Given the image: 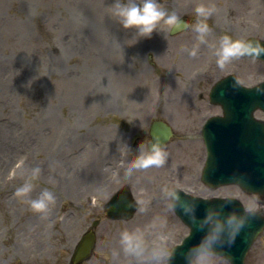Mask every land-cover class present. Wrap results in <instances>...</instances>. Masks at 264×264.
I'll return each instance as SVG.
<instances>
[{
	"label": "rangeland",
	"instance_id": "374dc122",
	"mask_svg": "<svg viewBox=\"0 0 264 264\" xmlns=\"http://www.w3.org/2000/svg\"><path fill=\"white\" fill-rule=\"evenodd\" d=\"M77 1L8 0L0 4V58L9 57L11 66V69L0 67V147L3 145L8 150L0 155V264H72L74 247L94 219L100 220L96 228V249L93 257L82 264H159L151 255L153 248L163 246L168 255L188 232L173 213L170 196L166 194L167 189L177 185L202 196L238 197L248 209L263 205L264 211V199L245 193L237 185L208 188L197 174L204 158L200 124L205 116L218 109L211 106L208 96L214 81L205 58L211 52L209 42L217 45L225 34L238 40L228 22L217 20L225 0H218L212 14L203 18L211 29L203 40L194 30L198 16L196 10L189 11V0H158L165 15L150 35L139 37L134 29H125L113 14L114 0H102L103 4L98 0H81L85 2V9L75 18ZM256 1L228 0L224 15L230 26L241 13L239 3L243 14L252 7L253 24L264 21L263 9L262 17L255 14L254 10L258 12ZM173 10L178 16L183 14L191 18L190 27L179 37L169 36L166 31L172 20L167 14ZM92 13L103 15L102 26L100 21L90 25L85 20L89 17L93 23ZM109 24L113 29H105L102 43L95 45V26L104 28ZM212 27L219 30L214 31ZM112 38L119 46H111ZM112 49L114 53L110 54ZM101 59L105 63L99 66L105 67L107 78L105 89L99 92L95 85L86 86L82 75ZM239 60L235 65L230 59L223 66L215 64L221 67L222 74L234 72L246 85L264 79V65L260 61L254 58ZM73 76L79 80L74 81ZM79 87L85 95L80 101L75 100L74 107L70 108L68 98L76 95L69 91H79ZM94 90L98 92L93 93ZM76 107L84 117L76 112ZM52 108L59 114L55 119L59 125L42 124L41 133L51 135L56 131L59 137L47 136L49 140L43 143L42 137L33 132ZM160 118L173 125L176 135L163 149L164 162L143 168H118L122 146L126 147L128 139L136 133H142L143 137L136 140L131 151L130 163L139 155L140 143H147L150 123ZM68 127L70 135L80 137L77 143V140H69L70 136L65 137ZM83 144L90 147V157L94 156L97 168L93 178L88 177L84 182L87 186L82 193L65 195V185L61 184L66 168L62 170V165L71 161L69 165L74 167L78 157L87 158V151L79 147ZM174 144L179 150L171 148ZM182 146L184 149L180 150ZM20 157L26 158L24 168L5 186L3 178L8 167ZM55 157L62 163L60 173ZM35 162L37 165H33ZM41 163L48 169L39 167L38 175L33 177L31 170ZM180 163L183 166L179 172L186 173L176 181H165L166 173ZM26 182L32 184L29 194L17 195L16 189ZM127 185L140 209L130 220L105 217L106 201ZM45 189L55 200L42 211L45 220L39 223L32 218L30 201ZM125 231L142 237L145 248L142 255L125 251L122 244L114 245ZM38 241L40 245L37 246ZM210 261L211 264H229L213 254ZM245 264H264V231L251 247Z\"/></svg>",
	"mask_w": 264,
	"mask_h": 264
},
{
	"label": "water",
	"instance_id": "95a60500",
	"mask_svg": "<svg viewBox=\"0 0 264 264\" xmlns=\"http://www.w3.org/2000/svg\"><path fill=\"white\" fill-rule=\"evenodd\" d=\"M180 28H176V30ZM259 56L264 58V52L260 53ZM212 96L215 102L223 104L225 117L214 118L205 129V140L210 159L216 157V150L236 155L243 154L245 158V161L240 166L243 169L233 170L230 169L232 162L225 161L224 156H222L220 162L221 169L218 173H215L217 179L214 180H218L220 183L237 181L242 184L244 189L250 192L264 193V150L257 142L251 141L252 135L248 136L251 126H258L253 119L252 112L258 107L264 109V83L253 88H246L237 82L235 76H230L217 84ZM260 132L264 135V123L260 124ZM151 134L153 142L164 144L169 139L171 130L165 123L156 122L152 126ZM210 171L211 169L207 171L208 177ZM258 180H262L263 183L259 187H252L247 183ZM116 201H120V204L115 208L120 216L129 217L137 208L136 203L127 192L117 197ZM113 203L112 206H114ZM196 204L198 212L195 211L194 213L198 218L203 217L208 208H216L219 204L226 206L225 211L222 212L223 214L233 211L239 217L244 218L243 226L232 236V243L230 245L225 243L222 246H217L215 249L228 256L234 264H243L247 250L264 228V217L254 212L246 213L242 205L232 199H217L210 205L208 202L203 201ZM113 211L112 208L108 209L110 215L114 214ZM191 222L193 225L191 236L183 246L178 247L174 251L170 264H186L185 253L203 237V229L197 227L193 219H191ZM93 245L94 235L92 233L85 235L74 253L73 261L77 263L87 258Z\"/></svg>",
	"mask_w": 264,
	"mask_h": 264
},
{
	"label": "clouds",
	"instance_id": "9594fccd",
	"mask_svg": "<svg viewBox=\"0 0 264 264\" xmlns=\"http://www.w3.org/2000/svg\"><path fill=\"white\" fill-rule=\"evenodd\" d=\"M113 14L119 19V22L125 29H134L139 36L150 35L157 28V23L162 16L165 15L164 10L160 7L158 0H114L111 6ZM214 7H206L199 5L196 8L198 16L197 22L194 24V30L199 34V38L203 40L208 32L211 31L205 19L214 11ZM169 19H178V14L175 10L169 12ZM264 52V45L259 42L234 40L229 35L225 34L220 37L219 46L216 48L217 63L223 66L233 56L252 55L258 56ZM193 54H195L193 52ZM139 155L132 160L127 167L143 168L152 164H162L164 162L165 153L159 143L141 142L139 145ZM23 160L17 162L16 167H21ZM121 165L125 161H120ZM39 168L31 170L32 176L39 173ZM32 184L26 182L16 189L17 195H24L31 191ZM174 203V206L180 207L182 211L189 214L197 227L204 231L201 240L193 247L189 248L185 253L186 264H211L210 257L214 253L217 246H222L225 243H232V236L244 224V218L239 217L233 211L223 214L220 208H208L203 217L197 218L194 215V209L187 203H181L179 194L175 188L166 190ZM55 200L53 194L45 189L40 193L39 197L30 201L31 207L37 211H44L49 204ZM121 244L125 251L132 252L137 256L143 254L144 241L139 234L129 233L127 231L121 234ZM166 249L163 246L153 248L152 257L159 259L166 255Z\"/></svg>",
	"mask_w": 264,
	"mask_h": 264
},
{
	"label": "bare ground",
	"instance_id": "6f19581e",
	"mask_svg": "<svg viewBox=\"0 0 264 264\" xmlns=\"http://www.w3.org/2000/svg\"><path fill=\"white\" fill-rule=\"evenodd\" d=\"M4 1L5 0H0V2H4ZM98 1L100 2V4H103L102 3V0H98ZM98 1H97V3H98ZM76 3L77 4H76V7H75V13H74V17L75 18H76V15L77 14H78V16H80V10L81 9H85V2H82L81 0H79ZM93 16H95V19L93 20V23H92V21H91V19L89 17L88 18L87 17L85 18V20H87L90 23V25L96 24L103 17V15L101 13L100 14H98V13L97 14H93ZM102 23H103V21H100L101 26H102ZM99 26L100 25H96L95 26L96 27V29H95L96 32H95V34L93 36V40L95 42V45L96 44L99 45V44L102 43V39H103V37H105V35L103 33L105 31V29H113L110 24L108 26L104 27V28L101 27V26L99 27ZM102 35H104V36H102ZM111 40H113V38ZM111 46L117 47V46H119V44H117V42H114V40H113L112 43H111ZM111 53H114V50L113 49L110 52V54ZM110 54H109V57H108V61L109 62L111 61V59H110V56L111 55ZM3 55H5V52H3ZM8 58L7 57H3V56L0 58V61H1L0 62V65H1V67H3V68L6 67V68L11 69L10 68L11 67L10 66V60ZM99 63L100 64H104L105 63V60L104 59H101L100 61H97L95 65L92 64L90 68H88L87 70H85V72L82 75V79H84L83 83L86 86L92 87L93 85H95L94 88H97V90L99 92H101L102 91L101 89H103V90L105 89L104 86H106L105 79L107 78V75L104 73L105 67L99 66ZM9 71L14 72L13 70H9ZM49 76H50V74H49ZM75 80H79L77 76L74 77V81ZM2 88L5 89L6 87L5 86H2ZM98 91L94 90L93 93H96ZM69 94L76 95V96H73L71 98H68L69 99V102H70L69 103L70 104V108H72V105L74 107V105H75L74 104L75 103L74 101L75 100L76 101H80L82 99V97L85 95V93L83 94V90H82L81 87H79V91H72V90H70L69 91ZM87 94L88 93H86V96L89 97V98H91L90 97L91 95L88 96ZM78 95H80V96H78ZM75 110H76V112L79 113V115L81 116V118L84 117L83 112H81L78 107H76ZM73 112H75V111L73 110ZM76 112L74 114H76ZM58 117H59V114H58L57 110L54 109V108H52V110L49 111V114L47 115V117L45 116V118L41 121V123H39V124L36 125L35 130L33 132V135H38V136L42 137L41 139H42L43 143L46 142L47 140H49V137H47V136H53L55 138H58L59 137V134L56 131L54 133H52L51 135H48V133H41V131H42L41 130L42 124L46 125L48 123H55V124H52V125H59L58 122L55 120ZM76 121L77 122L78 121L80 122V117L78 119L77 115H76ZM80 125H81V122H80ZM70 133H71V129H69V127H68L66 129V132H65V137L70 136L69 137V140H71V141L77 140L76 141V143H77L79 141L78 139L80 137L75 138V136H73L72 134H71L72 135L71 136ZM79 147H81L82 150L87 151V153H86L87 158H85L83 160L81 157H78L76 159V165L74 167H71L69 165V163L71 161L66 162L65 165H62V163L60 162V160L58 158H56V157L54 158V159H56V162L58 163L57 171L59 173L62 172L61 171V165H62V170H64L66 168V177L64 179V182L61 184V186L65 185V188L63 189L65 195L68 194V195L72 196L73 193H77V194L78 193H82V189L87 186L86 184H84V182H86V180L88 179V177L93 178L92 176L94 175V171L97 168V164L95 163V158L94 157L93 158L90 157L92 154L90 155V148H87L89 146H86V145L83 144V145H79ZM6 151H8V150L5 148V146L2 145L0 147V155H5V152ZM7 154H9V152H7ZM90 159H91V161H90ZM88 160H89V162H88ZM87 164H89V166H86ZM33 165H37V162H35ZM43 166L45 168L46 167V164L38 165L37 167L38 168L40 167V169L43 170L42 169ZM78 167H80L79 168L80 169L79 171L76 170ZM47 169L48 168H45V170H47ZM68 191H70V192L68 193ZM260 209H261V207H259V210ZM32 212H33L32 218H33V220L35 222L37 221V222L41 223L43 220H45L44 217H43L42 211H37V210L33 209ZM120 244H121V240H118V241H116V243L114 245H116V247H119ZM38 245H40V241L37 242V246Z\"/></svg>",
	"mask_w": 264,
	"mask_h": 264
}]
</instances>
